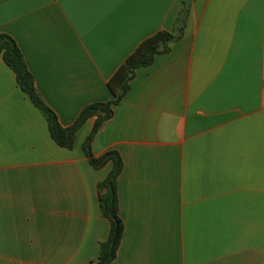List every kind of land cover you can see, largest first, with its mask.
I'll list each match as a JSON object with an SVG mask.
<instances>
[{
	"label": "crops",
	"instance_id": "obj_1",
	"mask_svg": "<svg viewBox=\"0 0 264 264\" xmlns=\"http://www.w3.org/2000/svg\"><path fill=\"white\" fill-rule=\"evenodd\" d=\"M0 0V34L22 53L62 128L112 99L139 44L177 36L134 70L89 143L117 152L123 232L111 264H264V0ZM50 137L0 61V264H89L108 239L83 144Z\"/></svg>",
	"mask_w": 264,
	"mask_h": 264
},
{
	"label": "trees",
	"instance_id": "obj_2",
	"mask_svg": "<svg viewBox=\"0 0 264 264\" xmlns=\"http://www.w3.org/2000/svg\"><path fill=\"white\" fill-rule=\"evenodd\" d=\"M191 0L183 3V10L187 11ZM177 39L172 32L159 31L143 40L139 46L131 53L119 68L113 73L108 81V88L112 99L107 102L92 103L80 112L75 122L68 128H62L55 113L41 100L37 94L33 78L28 71L21 51L14 39L4 33L0 34V61L3 62L15 75V80L20 90L37 108L47 123V129L52 140L61 148L71 150L74 143L75 133L84 122L95 117L90 134L87 136L83 149L89 164L94 169L101 168L105 163H112V170L107 177L97 184V195L100 213L110 222L108 239L100 244L98 258L89 264H111L115 259L117 247L119 245L123 224L117 212L115 181L121 170L122 162L117 152L109 151L102 157L95 159L88 151L89 143L96 132L112 114V108L123 97L129 89V81L134 76V70L151 64L153 57L158 54L168 52L170 44Z\"/></svg>",
	"mask_w": 264,
	"mask_h": 264
}]
</instances>
